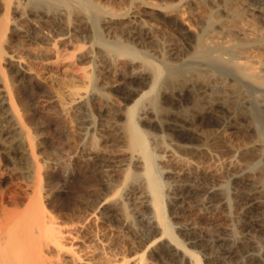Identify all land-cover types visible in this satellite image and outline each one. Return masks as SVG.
<instances>
[{
  "label": "bare ground",
  "instance_id": "1",
  "mask_svg": "<svg viewBox=\"0 0 264 264\" xmlns=\"http://www.w3.org/2000/svg\"><path fill=\"white\" fill-rule=\"evenodd\" d=\"M10 22L26 31L32 29L29 30L31 34L11 29ZM44 29L45 37H35L38 30L43 32ZM165 29L174 33L182 44H177V38L176 41L168 40L163 32ZM63 35H66L64 41L71 43L72 50H64L66 47L63 49L59 41L61 44L57 47L64 50L60 49L61 55L66 53L73 59L75 51L88 43L87 52L93 56L87 58V52L81 53L75 58L76 63L89 66L100 63L92 65L88 73L84 72L85 66L81 68L85 85L58 82L61 88L68 90V96L81 98L80 90L86 92L83 91L84 99L75 106L69 98L67 100L62 89L52 85L38 87L16 70L18 66H10L5 58L9 51L12 52L15 38L22 47L34 45L45 50L43 47L51 40L56 47L57 36ZM45 54L40 57L48 58ZM100 65L114 74H106ZM191 75L196 76L197 81L187 82ZM38 94L47 98L56 95L55 104L45 112L56 130L51 128L49 119L35 113L31 100ZM188 101L193 104H188L192 111L183 108L182 118L175 121L173 116L181 110L177 111V107H185ZM63 110L65 116H61ZM65 123H73V130L66 136L62 134ZM200 124L224 138L210 139L209 145L217 152L226 148L229 152L225 154L230 155L228 148L235 147L233 152L247 164L262 156L260 164H252L255 168L250 173L259 187L255 185L256 190L251 194L234 189V196L248 204L247 210L243 205L246 206L244 216L263 214L264 0H0V264H80L82 261H86L85 264H144L146 249L156 241L163 258H178L183 264H222V255L229 250L228 241L215 238L210 245L198 233L175 229L170 222L175 218L171 216L180 215L179 203L188 197L206 194L209 202H216L213 205L226 203L223 200L227 195L226 187V190L207 191L203 183L194 182L195 172L193 179L186 175L188 172L181 174L184 172L181 169L176 171L179 175L173 173L172 176L168 173L173 171L172 167L168 169L161 160L171 150L185 159L186 154L203 156L202 148H206L207 142H203V147L202 143L195 144L202 134ZM41 125L49 131V138L41 136L44 133L40 132ZM166 136L176 140L167 143ZM79 144L82 159L75 157L71 162L75 171H68L67 176L58 179L71 183L73 195L87 201V214L99 206L102 216L99 214L97 223L103 220L102 225L107 226L119 221L115 212H111L113 207L107 205L110 195L118 196L120 189L129 188L131 198L140 199L137 201L141 214L147 215L145 223L149 226V236H141L137 241L142 253L138 254L136 246L137 252L131 247L135 241L132 239L134 231L130 233L133 240L130 239V245V237L128 241L124 236L118 240L114 235L116 231L109 234L110 226L106 229L97 224L91 229L93 216L90 215L89 222L85 213L79 233L73 226V218L64 214L55 216L47 209L45 186L55 181L52 173L70 168L63 152ZM215 148L210 150L214 155ZM236 182L231 183L235 186ZM14 186L24 189L19 188L18 195L9 196ZM126 197L122 200L124 207H120L123 215L120 223L127 227L130 219L125 209L128 203H125L133 198L130 201V197ZM241 218L237 219L238 229L250 228L252 222ZM155 249L153 247L152 251ZM235 249L241 256L251 246L243 240ZM50 253L55 254V259ZM66 253L68 258H62ZM258 253L245 254L246 263L264 264Z\"/></svg>",
  "mask_w": 264,
  "mask_h": 264
},
{
  "label": "rangeland",
  "instance_id": "2",
  "mask_svg": "<svg viewBox=\"0 0 264 264\" xmlns=\"http://www.w3.org/2000/svg\"><path fill=\"white\" fill-rule=\"evenodd\" d=\"M18 11H20L19 9L17 10V14L18 15H20V12H18ZM11 23V22H10ZM9 23V27L11 28V29H18L17 31L19 32V31H21V34L23 33V34H31V32L30 31H32V29H29L28 31H29V33H26V32H28V31H26L25 30V28L24 27H17L13 22L10 24ZM151 26L152 27H154L155 29H156V27L154 26V24L152 25L151 24ZM17 27V28H16ZM33 27V26H32ZM36 27H38V24H36V25H34V29L36 28ZM24 28V29H23ZM39 29V28H38ZM26 32H25V31ZM36 30V29H35ZM40 30V29H39ZM38 30V32L35 34L34 33V31H33V33L35 34V37H41L40 35H42V37H45V36H43V34L44 33H46V30L44 29L43 30V32L41 31H39ZM25 32V33H24ZM163 32L165 33V37H166V35L168 36L167 38H168V40H170V41H172V40H175L176 41V38H177V36L174 34V33H172V32H170V31H168L167 29H165V31L163 30ZM42 33V34H41ZM39 35V36H38ZM66 38V35H63V36H57V38H56V40L58 41V43H56V47H53L52 45H53V42L54 41H50V43H48V44H46V46L45 47H43L45 50H43L42 49V47L40 48L41 50H42V52L40 51V49H38V47H34V45H33V47L31 46H24V47H22L21 46V44H18L17 42V40H16V38H15V40H13V42H12V52L11 51H9L6 55H5V58H6V60H7V63H9L10 64V66H13V65H15L14 67L16 68L17 66V68H16V70L18 69L19 71L18 72H23V75H24V77L26 78V80H28L29 82L31 81V82H34L35 83V85L37 84L38 85V87H44V88H46L45 86H47V85H52L53 87H55V88H60V90L62 89L64 92H63V94L65 93V96L67 97V100H68V98L71 100V105L72 106H75L78 102H80V101H82L83 99H84V90H80V95H82L83 97H81V98H79V95H77V96H73V97H71V96H68V90H66V89H63V87L61 88V86L58 84V82H61L62 80L63 81H66V83H69V84H72L73 86H80V85H85V81H86V79L85 78H83L85 75H83L84 74V72H90V69H92V67H94L95 65L97 66H99V62H97V63H95V65L94 64H91L90 66L88 65V64H86V65H78L77 63H76V61H75V58L79 55V54H81V53H85L86 54V52L88 51V46H89V44L88 43H86V44H84L83 45V47H82V49L81 50H79V51H75V56L73 57V59H72V57H70L69 58V55L68 54H66L65 53V55H61L62 54V52L64 51V50H66L67 52H70L71 50H72V46H71V43H69L68 44V42H66V41H64V39ZM166 38V39H167ZM17 41V42H16ZM59 41H62V44H61V42H59ZM181 42V40L179 39V38H177V44H182V42ZM59 43L61 44V46H63V49H64V46L66 47V48H68V49H62V47L60 46V47H57V46H59ZM17 44V45H16ZM14 45V46H13ZM71 46V47H70ZM14 49H15V51H14ZM60 49H62V52H60ZM39 50V51H38ZM70 50V51H69ZM184 50V49H183ZM21 51V52H20ZM65 51V52H66ZM44 52L45 53H47V54H45L46 56H48V58H41L40 57V55L43 53L44 54ZM60 55H59V54ZM10 55H11V57H10ZM13 55V56H12ZM58 55V56H57ZM93 56V54H91V52H87V55H86V57L88 58V57H92ZM8 64V65H9ZM93 65V66H92ZM85 66V71L83 72L82 71V69L81 68H83ZM92 66V67H91ZM100 67H101V69H102V71H104L106 74H108V75H110V76H112L113 74H114V72L113 71H111L110 69H107V68H104L103 66H101L100 65ZM96 68V67H95ZM118 69V68H117ZM108 71V72H107ZM25 73V74H24ZM196 76H194V75H191V76H189L188 78V80H187V82L188 81H197V77L195 78ZM68 79V80H67ZM59 80V81H58ZM82 81V82H81ZM60 86V87H59ZM84 91V92H83ZM86 93V92H85ZM56 99H57V97H56V95L55 94H52V97H45V96H41V95H33L32 96V100H31V102H32V105L33 106H35V107H33L34 109L36 108V110H35V113L38 115V116H41V117H45V118H47V119H49V123L51 124V128L52 129H55L56 130V127H55V125H54V122H53V120L52 119H50L47 115H46V111H47V108L48 107H50V105H53V104H55V102H56ZM190 103V104H189ZM187 105V107L185 106H182V107H177V111L179 110L178 108H180L181 110H180V112L182 111V109L183 108H185V110H187L188 109V111L190 110V111H192L191 109V107L189 108V105H193L192 104V102L191 101H188L187 103H186ZM189 104V105H188ZM184 111V110H183ZM65 111L63 110L62 112H61V116H65L64 113ZM179 111H178V113L176 114L177 116H173V119H176L175 121H180V119L182 118V116L183 115H181V114H184V113H180ZM180 113V114H179ZM181 115V116H180ZM176 117V118H175ZM43 126H44V124H43ZM42 125H41V128H40V132H44L41 136L42 137H50V135H49V131L47 132V130H45L44 129V127H43ZM73 123H65V126H64V128L62 129V134L64 135V136H66L67 134H70V132L73 130ZM203 128V129H202ZM208 127L207 126H205V125H203V124H200L199 125V129H202V130H200V132L202 133L201 135L202 136H204V137H202L201 135H199L198 136V138H197V140H195V144L197 145V143H198V145H199V143L201 144V146L203 147V142L204 141H206V142H204V144L206 143V145H205V149H204V147L202 148V147H199V148H202L204 151H205V154L202 156H199L198 155V157H201V158H198L197 157V154L196 155H192L191 154V156H193L192 158H191V156L188 154H186V159H187V156H188V159L186 160L185 159V156H183L184 158H182L181 156L182 155H177V153L176 152H174L173 150H171V151H169L170 152V154H166V156H163L162 158H161V160L163 161V163L167 166V168L169 169H171V167H172V169H173V171L172 170H169V171H171V172H168L170 175H172L173 176V173H174V176L177 174L176 173V171H178L179 172V170L180 171H184V172H180L181 174H186L187 172L189 173H187L186 175H188L189 177L191 176V179H193V174H194V172L196 173V175H197V177L196 178H194V182L196 181V182H199V183H203V187H205L206 189L205 190H209V191H211V190H213L214 188H215V190L217 191V189L219 190L220 188L221 189H225L226 190V188H227V197L225 196L224 197V202H226V203H223V205H222V202H219V204L217 203L216 205H213V202H214V204L216 203L215 201H210L212 204H210V202L208 201L209 200V198H206V194H204V197H202L203 195H198V196H194V197H188V198H186V200L185 201H181L180 203H179V209H181V213H182V217H180L181 216V213H180V215L178 214V216L177 215H173V216H171L170 218H173V217H175V218H173L172 219V221H171V219H170V222H172L173 224H172V226H174V228L176 229H187V230H190V231H194V232H196V233H198V236L199 237H201V238H205V239H207V243H208V241H209V244L211 245V244H213V239H215V238H223L224 240H226V241H228V248L227 249H229L228 251H227V253H225V254H221L223 257H222V264H224V262L225 263H227V264H235V262H236V264H247L246 263V258H245V256H247V254H248V252H250V253H254L255 254V252L256 253H258V250H259V253L257 254L258 256H259V258L260 259H264V228H262V227H264V213L263 214H261V215H258V217L256 216L257 214L256 213H254V215L252 216V215H249V217L247 216V215H245L244 216V210H245V207H246V210H247V208L249 207L248 206V204L247 203H243V202H240V201H238V198H237V196L235 197L234 196V193H236L235 191H234V189L237 191V190H239V191H241V192H243V193H249V194H251L252 192H254L255 190H256V188L257 187H259V185L255 182V180H254V177H251V176H253V175H251L252 174V172L251 171H253V169L255 168L254 166H257L258 164H260L261 162V160H262V156H260V158L259 157H257V158H255V159H253L252 160V163H250L249 164V161H247L248 162V164L247 163H243L242 162V160H244V162L246 161L245 159H238V158H240L239 157V155H237V153L235 154L234 152H233V150H235L236 148L234 147V149L232 150V149H230V148H228L229 150H230V155H226V154H228V152H226V148H221V149H219L218 150V152L216 151V148L215 147H212L211 145H209L210 144V142L212 141V140H210V139H212L213 137L214 138H217L218 136L220 137V138H223L222 137V135L221 134H216L215 132H212L211 130H210V132L208 131L209 129H207ZM42 129V130H41ZM206 129V130H205ZM45 130V131H44ZM207 131H208V133H207ZM199 131H197V133H200ZM203 133H206V136H205V134H203ZM209 133L211 134V136H209ZM212 134H215L214 136L212 135ZM221 135V136H220ZM240 135V134H239ZM209 136V137H208ZM166 137H168V136H166ZM201 137H202V139H201ZM205 137H208V139L206 138L205 139ZM218 137V138H219ZM242 136H240V137H238L237 138V142H238V140H239V138H241ZM170 138H173L172 139V141L170 142ZM168 137L167 138V143L169 142V143H173V141L174 140H176V138L175 137ZM175 138V139H174ZM204 138V139H203ZM219 138V139H220ZM224 139V138H223ZM203 140V141H202ZM194 141V140H193ZM209 141V142H208ZM242 141H244L245 142V140H242ZM227 144V143H226ZM197 145V146H198ZM200 146V145H199ZM209 146V147H208ZM209 148V151L211 150V151H213L212 149L213 148H215V154L216 155H214L213 153L214 152H209L208 151V148ZM211 147V148H210ZM233 148V147H232ZM238 148V147H237ZM223 149H224V151H223ZM169 152H167V153H169ZM173 152L175 153V154H173ZM207 152H208V154H207ZM217 152V153H216ZM231 152H233V154H235V155H233V154H231ZM82 152L80 151V144L78 145V147H76V148H74V149H71V151L70 150H65V152H63V158H64V160H65V163H67L68 165H69V169H67V170H63L62 172H59V171H55L54 173H52V176L55 178V181H53V183H52V185H50V186H45V189H44V195H46L45 196V198H46V201H45V205H47L48 206V210H50V212H52V214L53 215H55V216H63V214L66 216V217H69V218H73L72 219V222H74L73 223V226H75V228H77L78 230H79V233H80V231L82 232V216H84L85 215V213L88 211L87 209H86V206L87 205H85V202H87L86 200H82V198H76V196L75 195H73V193H72V190H71V187H72V184L71 183H66L65 181H63V180H60V179H58V177L59 176H62V177H65V176H67V174H68V171L70 172V173H73L75 170H73L72 168V164H71V162H72V159L73 158H79V156H80V159H82V154H81ZM113 153H115V154H117V152H113ZM118 153H120V152H118ZM210 153V154H209ZM220 154V157L222 158V159H220V157H218L219 156V154ZM226 153V154H225ZM81 154V155H80ZM108 154H110V153H108ZM212 154V155H211ZM218 154V155H217ZM212 156V158H211V156ZM182 158H180V157ZM190 156V157H189ZM217 156V157H216ZM226 156V157H225ZM231 156V157H230ZM234 156V157H233ZM235 156H237V158L235 157ZM259 156V155H258ZM196 157H197V159H196ZM215 158V159H214ZM183 159H184V161H183ZM202 159V160H201ZM257 159V161H255ZM259 159V160H258ZM180 160V161H179ZM181 160H182V162H181ZM196 161V162H195ZM201 161V162H200ZM242 162V163H241ZM251 162V161H250ZM254 162V163H253ZM255 162H257V163H255ZM181 163V164H180ZM183 163V164H182ZM209 163V164H208ZM203 164V165H202ZM205 164V165H204ZM247 164V165H246ZM254 166H253V165ZM249 165V166H248ZM170 166V167H169ZM240 166H241V169H240ZM176 167V168H175ZM237 167V168H236ZM184 168H185V170H184ZM187 168V169H186ZM189 168V169H188ZM176 169V170H175ZM179 169V170H178ZM190 169H191V171H193L192 173H191V171H190ZM175 171V172H174ZM239 171V172H238ZM165 172H167V171H165ZM241 172V173H240ZM251 173V174H250ZM55 174V175H54ZM192 174V175H191ZM202 174V175H201ZM223 174V175H222ZM177 175H179V174H177ZM251 175V176H250ZM208 176V177H207ZM194 177H195V175H194ZM201 177V178H200ZM225 177V178H224ZM177 178V177H176ZM206 178V179H205ZM253 178V179H252ZM198 179L200 180V181H198ZM235 180V181H234ZM253 180V181H252ZM61 181V182H60ZM237 181V182H236ZM56 182V183H55ZM231 182H236L237 184L235 185V186H233L234 184H232ZM208 184V185H207ZM241 184V185H240ZM207 185V186H206ZM212 185V186H211ZM232 185V187H233V189H232V187L230 188V186ZM256 185V186H255ZM52 186V187H51ZM71 186V187H70ZM212 187V189H209L210 187ZM237 186V187H236ZM242 186V187H241ZM252 186H253V188H252ZM256 188H255V187ZM16 187V188H15ZM208 187V188H207ZM226 187V188H225ZM20 187H18V186H14V187H12V190H10V192H9V196H15L14 194H16V191H17V193H18V191H20L21 190V188H20V190H18ZM50 188V189H49ZM121 188H122V186H121ZM127 188V187H126ZM122 188V189H120L117 193H118V196H116L117 194H113V195H110V196H112L111 198H110V196L108 195L107 197H109L110 198V200H109V203H107V205H111V207H113V208H111L112 210H111V212L114 214V212H115V216H117V219H119V221L118 220H115L114 222H112V223H110V225L108 224V226L107 225H105V224H103L102 225V223H103V220H101L102 222L99 224V223H97V222H99L100 220H99V212L100 211H98V209H99V206H98V209H96V208H94L93 210L94 211H92V210H90V212H89V214H87L86 213V215H87V217H89V220H90V217L91 216H93L92 217V220L94 219V224L91 222V220L89 221V222H91L90 224H89V222H88V226L91 228V227H93V228H91V229H94V227H96L95 225H97V224H99V226L100 225H102L104 228H108L109 226L111 227L110 229L108 228L107 230H109V234L110 233H112V234H114L115 233V231H116V233L114 234L115 235V238L117 237L118 238V240L119 239H123V236L125 237V239L128 241V238H129V241H130V239H131V236H130V233H131V235H132V233H133V231L135 232V236H132V239H134L135 241H134V243H135V245H133L132 244V242H133V240H132V242L130 243L129 242V244L131 245V247H133V249L135 250V252H137L138 250H137V248L139 249V251H138V254L139 253H142L143 252V249L141 248V247H139V245H140V243L138 244V239H140V238H142L141 236H149V232L147 233V231H149V226H148V224H147V226H146V223L145 222H147L146 220V216H145V214L144 213H142L141 214V209H139L140 207H141V205H139L140 204V202H138V201H140V199H135L133 196H132V198H133V200L131 201V194H130V189L129 188ZM237 188V189H236ZM243 188H244V190H243ZM250 188V189H249ZM23 189L24 188H22V190L21 191H23ZM92 188H90L89 187V190H91ZM204 189V188H203ZM220 189V190H221ZM232 189V190H231ZM242 189V190H241ZM253 189V190H252ZM123 190V191H122ZM204 190V191H205ZM245 190H246V192H245ZM71 191V192H70ZM206 191V192H207ZM249 191V192H248ZM15 192V193H14ZM93 192V191H92ZM233 192V193H232ZM119 193H120V195H123L124 194V196H120L119 195ZM19 194V193H18ZM18 194H16V195H18ZM90 195H92V193L90 192L89 193ZM94 194V193H93ZM127 194V195H126ZM48 195V196H47ZM206 195V196H205ZM20 196H22V195H20ZM126 196H129L130 197V201L131 202H129V200L127 199V202L125 203V205L127 204L128 206H130V207H128L127 205L125 206V209L127 210V212L129 213L128 214V217H129V221H128V225H127V227L126 226H121V223H120V221H122L123 220V215H121V206H123L124 207V205H122V202H124V201H122L123 200V197H124V200H125V198H127ZM82 197V196H81ZM237 198L236 200H235V198ZM109 198H106L107 199V202H108V199ZM114 198V199H113ZM207 199V201H206V199ZM234 198V199H233ZM134 199H135V201H134ZM48 200V201H47ZM50 201V202H49ZM84 201V202H83ZM120 201V203H118ZM73 202H74V204H76V205H74L73 204ZM80 202V203H79ZM233 202H234V205H233ZM129 203L130 204H132V206L131 205H129ZM135 203H137V205L135 204ZM238 203V204H237ZM242 203V204H241ZM225 204H226V206H225ZM246 205V206H243V205ZM85 205V206H84ZM100 205V204H99ZM136 205V206H135ZM182 205V206H181ZM229 205H230V208H229ZM236 205V206H235ZM8 206V205H7ZM84 206V207H83ZM139 206V207H138ZM223 208H222V207ZM240 206L242 207L241 209H240ZM8 207H10V206H8ZM71 207H72V209H71ZM77 208V209H76ZM79 208V209H78ZM130 208V209H129ZM243 208H244V210H243ZM71 211H70V210ZM228 209V210H227ZM130 210V211H129ZM133 210V211H132ZM72 211H73V213H72ZM78 211V212H77ZM82 211H83V213H82ZM85 211V212H84ZM98 211V212H97ZM92 212H95V213H93L92 214ZM118 212V213H117ZM70 213V214H69ZM78 213V214H77ZM91 213V214H90ZM79 214H80V217H79ZM98 214V215H97ZM240 214V215H239ZM243 214V215H242ZM72 215V216H71ZM85 215V216H86ZM91 215V216H90ZM101 216H102V214H100ZM142 215V216H141ZM237 215V216H236ZM76 216V217H75ZM79 218H78V217ZM97 218V216H98V220L96 219V221H95V217ZM119 216V217H118ZM187 216V217H186ZM240 216V217H239ZM252 216V217H251ZM261 216V217H260ZM241 217H243L246 221L248 220V222L250 223V222H252V223H250L251 224V229L250 228H246V230L248 229V231H246L245 229V231L243 230H240V229H238L239 228V225H240V222H238V220L237 219H239V218H241ZM246 217V218H245ZM263 217V218H262ZM78 218V219H77ZM236 218V219H235ZM243 218H241V219H243ZM122 219V220H121ZM131 219H132V221H131ZM261 219V220H260ZM136 220V221H135ZM237 220V221H236ZM153 221V218H151L150 219V223ZM262 221V222H261ZM72 222H69V224L70 223H72ZM80 223V224H78V223ZM137 222H140L141 224H139V223H137ZM145 223V224H143L142 225V223ZM175 222V223H174ZM201 222V223H200ZM237 222V223H236ZM255 222V223H254ZM77 223V224H76ZM177 223V224H176ZM239 223V224H238ZM254 223V224H253ZM113 224V225H112ZM236 224H237V226H236ZM92 225H94V226H92ZM112 225V226H111ZM117 225V226H116ZM140 225V226H139ZM142 225V226H141ZM145 225V226H144ZM119 226V227H118ZM259 226V227H258ZM80 227V228H79ZM114 227V228H113ZM134 227V229L132 230V228ZM237 227V228H236ZM252 227H253V229H254V231L252 230ZM256 227V228H255ZM117 228V229H116ZM260 228V229H259ZM131 229V230H130ZM250 229V230H249ZM259 231H258V230ZM261 229H263V230H261ZM106 230V231H107ZM111 230V231H110ZM114 230V231H113ZM119 230V231H118ZM238 230V231H237ZM252 230V231H251ZM129 232L128 234L126 233V232ZM240 231V232H239ZM256 231V232H255ZM262 231V232H261ZM114 232V233H113ZM120 232V233H119ZM125 232V233H124ZM119 233V234H118ZM122 233H123V235H122ZM243 233V234H242ZM143 234V235H142ZM148 234V235H147ZM255 234H256V236H255ZM263 234V235H262ZM117 235V236H116ZM129 235V236H128ZM139 235V236H138ZM240 236V237H239ZM258 236V237H257ZM260 236V237H259ZM137 237V238H136ZM233 238V239H232ZM259 238V239H258ZM262 238V239H261ZM245 240L246 242H248L249 243V245L251 246V249H252V251H247V252H245L243 255H241V256H243L242 258H243V260L240 258L241 256H239V254L237 255V249H235L236 248V245L240 242V241H243V240ZM236 240V241H235ZM255 240V241H254ZM261 240V241H260ZM137 242V243H136ZM158 241H156V243H157ZM258 242H260V244L258 243ZM156 243H154L155 245H153V247H154V249L155 250H153L152 251V249H153V247H152V245H150L151 247V249L148 247L147 249H146V251H145V253H144V260H148V258H149V260L147 261L146 260V263L147 264H176V262H177V264H183V263H181V261H180V259H179V261L175 258L174 259V257H171L170 258V256H169V258H168V256H164V258H163V254L162 253H160V249H159V247L157 248L156 247ZM263 243V244H262ZM138 244V245H137ZM260 245V246H259ZM262 245V246H261ZM135 246L137 247V248H135ZM256 247V248H255ZM149 249V251H147ZM215 249H217L216 247H215ZM261 249V250H260ZM158 251V252H157ZM218 252H219V249L217 250ZM215 252V251H214ZM213 252V253H214ZM150 253V254H149ZM158 253V254H157ZM262 253V254H261ZM145 254H146V259H145ZM147 254H148V256H147ZM216 254V253H215ZM214 254V255H215ZM246 254V255H245ZM50 255H53L52 256V258L53 259H55V254L54 253H50ZM159 255H162V258H160L161 256H159ZM245 255V256H244ZM256 255V257H258ZM64 256H65V259H66V256H67V253L65 254V255H63V257L62 258H64ZM134 257H136V256H134ZM151 257V258H150ZM156 257V258H155ZM67 258H68V256H67ZM173 258V259H172ZM225 258V259H224ZM151 259V260H150ZM201 259H203V255H202V257H201ZM171 260V261H170ZM173 260L175 261V262H173ZM156 261V262H155ZM179 262V263H178ZM233 262V263H232ZM61 263H63V264H65L64 262H61ZM82 264H85L86 263V261H82L81 262ZM80 263V264H81ZM145 262H144V264H146Z\"/></svg>",
  "mask_w": 264,
  "mask_h": 264
}]
</instances>
